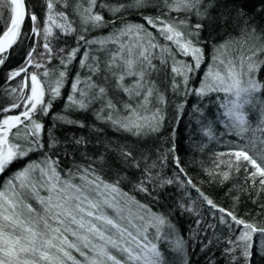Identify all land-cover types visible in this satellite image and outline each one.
Here are the masks:
<instances>
[{"label":"trees","instance_id":"trees-1","mask_svg":"<svg viewBox=\"0 0 264 264\" xmlns=\"http://www.w3.org/2000/svg\"><path fill=\"white\" fill-rule=\"evenodd\" d=\"M125 2L127 0H97L98 6L93 11L99 12L106 21L100 27L83 25L79 14L71 9H64L62 5L56 6L58 11L69 12V18L77 31L64 34L53 27V34L57 38H53L51 42L52 58L45 59L42 55L34 54V61L41 63L43 67H29V72L40 74L39 78L45 89L49 85L55 87L56 81L60 79L58 74L61 71L66 72L59 88V96L52 100L48 114H33V119L44 125L42 142H49L50 137L57 141L54 148L46 149V154L52 156L55 153L53 158H59L62 175L69 170L75 171L78 166H91L103 181L109 184L118 182L119 189L126 194L117 197L121 201L126 220L130 216L125 207L131 206L133 209L135 219L131 221L135 227L130 230H139V233L147 237H143L142 241L144 239L156 246L161 254V264H264V232H250L248 243L251 245V256L245 258L242 255V246L238 247L242 244L238 237L245 231L244 226L237 225L226 215L230 211L245 223L252 224L257 229L264 228V189L258 183L253 185L243 169L236 171L234 163L229 167V162H234L231 153L245 148L250 139L264 138V132L261 131L264 128V113L260 111L263 108L256 111L246 110L249 131L238 135L230 127V118L225 114L227 109L223 106L228 104L230 97L223 91H212L203 96L197 94L213 65L215 49L226 42L244 39L239 27L233 25L227 29L206 28L200 32L196 39H199V46L203 48V60L199 68L187 72L186 84L182 75L172 72L173 59L161 54L159 50L155 51L152 62L156 65V70L148 77L154 88V95L146 110L141 111L149 119L156 114L160 120L157 131L145 127L139 135H135L119 130L110 122L97 118V111L101 108L99 102L87 111L70 104L68 97L73 95L72 84L77 77L86 81L89 76V68L81 66L85 52L88 53L86 63L99 60L102 64L119 47V43L111 42L103 46L99 43L85 44L83 41L78 43L80 35H84L89 41H110L113 34L127 24L144 25L160 44L170 45V42L164 40L146 23L144 17L162 16L169 23L185 18L182 13L168 12L163 0H150L148 6L141 10L116 14L109 10L110 6L115 7ZM25 3L27 16L21 36L4 54L7 58L0 65V109H9L0 111V121L23 112L27 103L24 97L31 94L28 78L23 73L21 76L9 78L10 73L24 65L26 55L33 47L37 53L44 52V37L31 32L33 22L29 14H35L40 22L45 21V0H25ZM69 3L73 6L82 3L87 7L85 0H69ZM262 6L264 0H247V9L254 16L257 32L264 31V13L259 12ZM10 16V9L0 8V34L6 30ZM196 19L192 17L189 23L194 24ZM44 26L41 23V28ZM85 28L88 30L85 31ZM121 41L130 43L131 39L121 37ZM77 47L79 51L68 63L69 52ZM61 49L64 51L61 52ZM238 52L239 45L232 44L231 54L235 56ZM260 59H264V55ZM61 60L65 61L66 67ZM162 60L166 62L162 63ZM175 61L194 64L191 56L179 54L175 56ZM176 66L179 67V64ZM45 71L49 73L47 77L43 75ZM94 79L99 82L100 78ZM255 79L264 84V65L255 73ZM125 83L131 84L132 78L128 77ZM80 87L85 85L81 84ZM109 96L120 101L129 99L126 94L111 87ZM255 96L261 99L259 106H264V89ZM49 98L46 91L44 99ZM13 104L20 107L13 108ZM117 107L122 105L118 104ZM259 114L261 119L263 117L261 122L257 120ZM59 117L78 121L83 127L65 123ZM152 123L155 124L156 121ZM16 131L17 129H12V133ZM77 139L83 143H75ZM17 142L23 143L22 138ZM121 151H131L135 162L125 160ZM176 158L179 159V167ZM43 159L41 151H36L29 153L23 161L14 162L0 174V187L28 161ZM134 163H139V168ZM146 167L150 169L151 179H145ZM225 172L229 173L228 180L222 178ZM142 179L147 192L138 189ZM169 180L172 183H166ZM204 197L211 199L217 207L208 205ZM32 203L35 205L34 201ZM221 208L226 212L221 213ZM108 213L114 215L112 209H108ZM221 216L224 217L223 221ZM156 217H163L165 223L160 224ZM177 241L182 245L179 248ZM142 254L148 253L144 251ZM74 255L81 259L78 254Z\"/></svg>","mask_w":264,"mask_h":264},{"label":"snow or ice","instance_id":"snow-or-ice-1","mask_svg":"<svg viewBox=\"0 0 264 264\" xmlns=\"http://www.w3.org/2000/svg\"><path fill=\"white\" fill-rule=\"evenodd\" d=\"M85 2L87 7L82 3L73 6L69 0H45L47 17L43 22L38 21L35 14H29L33 22L31 32L44 37V52L37 53L33 47L27 53L24 65L10 73L9 78L21 76L23 73L30 81L28 86L31 94L24 97L27 103L23 112L0 121V174L14 162L23 161L31 152L41 151L44 159L28 161L0 187V264H161V254L156 246H142L138 239L139 231L134 234L130 230L135 227L132 221L128 219L127 224L124 223V209L117 197L126 194L121 192L118 182L109 184L103 181L91 166H78L75 171L69 170L62 175L59 170V158H53L55 153L52 156L46 154V149L55 147L56 139L50 137L49 142H42L44 125L33 119L34 113L48 114L52 100L59 96V88L66 76V72L61 71L56 86L49 85L45 89L39 78L40 74L29 72V67H43L41 63L34 61V54L42 55L45 59L52 58L51 42L53 38H57L53 34V27L64 34L77 31L69 18V12L58 11L56 6L62 5L64 9H71L79 14L83 25L100 27L106 23L99 12L93 11L98 6L97 0ZM149 2L150 0H127L115 7L110 6L109 10L114 14L141 10L147 7ZM163 3L168 12L182 13L185 18L171 23L166 22L162 16L144 17V20L159 36L170 42L171 46L160 44L156 36L145 29L144 25L127 24L114 33L110 41H89L84 35L79 36L78 43L83 41L85 44L99 43L103 46L111 42L119 43V47L102 64L99 60L91 64L86 63L88 53L85 52L81 66L89 68V76L86 81L77 77L76 82L72 84L73 95L68 97L70 104L87 111L99 102L101 108L97 111V118L110 122L117 129L135 135H139L145 127L157 131L160 120L156 114L149 119L141 111L146 110L147 104L151 102L150 98L154 95V88L148 77L156 70V65L152 62L155 51L159 50L161 54L173 59L172 72L182 75L186 84L187 72L199 68L203 60V48L199 46V39H196L200 32L206 28L227 29L235 25L241 29L244 39L226 42L215 49L213 65L197 94L203 96L208 92L223 91L227 96L234 97L227 105H223L227 109L225 114L230 118V127L235 129L238 135L248 132L249 124L244 107L252 104L254 95L264 89V84L255 79V73L264 65V59H260V56L264 55V31L257 32L254 16L247 9V0H163ZM0 8L10 9L11 12L8 26L0 34L2 65L7 58L4 54L21 36L26 12L24 0H0ZM259 12L264 13V6ZM192 17L197 18L194 24L189 23ZM41 23L45 25L43 28ZM121 37H129L131 42L125 43L121 41ZM234 43L239 45V52L235 56L231 54ZM78 51L79 47L69 52L68 63L75 58ZM177 54L191 56L194 64L175 61ZM163 62L166 60H162ZM61 63L65 64V61L61 60ZM43 75L47 77L49 73L45 71ZM94 77H99V82ZM128 77L132 78L131 84L125 83ZM244 77L248 79L245 81ZM81 84L85 87H80ZM110 87L123 92L129 99L120 101L110 97ZM46 91L50 95L48 100L44 99ZM118 104L122 107L118 108ZM12 107L18 108L20 105L13 104ZM59 118L65 123L83 127L78 121ZM152 121L156 123L153 124ZM14 128L17 131L12 133ZM261 131L264 132V128ZM20 138L23 143L17 142ZM75 143L80 144L83 141L77 139ZM230 155L234 157V162L230 161L229 167L234 163L236 171L243 169L253 185L258 183L264 189V138L250 139L245 148H240ZM121 156L125 160L135 162L131 151H121ZM179 163L176 158L177 167ZM134 166L139 168V163H134ZM180 171L183 172V169L180 168ZM144 172L145 179H151L148 167ZM222 178L228 180L229 173H223ZM138 189L148 191L144 187L143 179ZM204 199L212 208L217 207L211 199ZM108 209H112L114 215H110ZM219 211L226 212L223 208ZM226 215L237 225L244 226L245 231L238 237L242 244L238 247L242 246V255L249 258L250 232H264V228L257 229L254 225L238 219L230 211L226 212ZM156 219L160 224L165 223L163 217ZM220 219L223 221L224 217L221 216ZM177 246H182L180 241H177ZM145 249L148 254H142Z\"/></svg>","mask_w":264,"mask_h":264},{"label":"rangeland","instance_id":"rangeland-1","mask_svg":"<svg viewBox=\"0 0 264 264\" xmlns=\"http://www.w3.org/2000/svg\"><path fill=\"white\" fill-rule=\"evenodd\" d=\"M248 79V77H244V80L246 81ZM229 97V96H228ZM230 99H234V97H230ZM261 104V99H260V97L259 96H255L254 95V98H253V103L252 104H250V105H246L245 107H244V112L246 113V110L247 109H251V110H253V111H256V110H260V109H262V110H260L261 111V113H264V106H259ZM261 119V114H259L258 115V118H257V120L259 121V122H261L262 121V119H263V117H262V119ZM125 209H126V211H127V213L129 214V216H130V220H132V219H135V217H134V213L132 212V207L131 206H127V207H125ZM127 220H125L124 221V223L126 222ZM137 231H139V230H137ZM134 234H136L137 232L136 231H134L133 232ZM144 237V235L142 234V233H140V235L138 236V239L142 242V246L143 245H147L148 246V248H151V246H152V244H150L151 242H148V241H146V240H144L143 239V241H142V238ZM145 251L147 252V249H145Z\"/></svg>","mask_w":264,"mask_h":264},{"label":"water","instance_id":"water-1","mask_svg":"<svg viewBox=\"0 0 264 264\" xmlns=\"http://www.w3.org/2000/svg\"><path fill=\"white\" fill-rule=\"evenodd\" d=\"M24 7H25L26 15H25V19H24V21H23V24H22V26H21V31H22V28H23V25H24V22H25V20H26V16H27V6H26V3H25V0H24ZM18 39H19V38H18ZM14 45H15V44H13V45L11 46V48H12ZM11 48H9V49L7 50V52H8ZM24 85H26L25 80H24Z\"/></svg>","mask_w":264,"mask_h":264}]
</instances>
